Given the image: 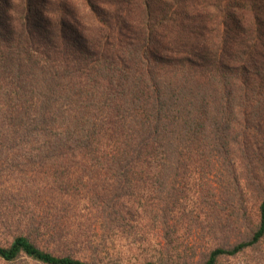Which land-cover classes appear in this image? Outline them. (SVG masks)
<instances>
[{
  "label": "trees",
  "instance_id": "1",
  "mask_svg": "<svg viewBox=\"0 0 264 264\" xmlns=\"http://www.w3.org/2000/svg\"><path fill=\"white\" fill-rule=\"evenodd\" d=\"M184 223L245 228L201 264L264 245V0H0V259L156 264Z\"/></svg>",
  "mask_w": 264,
  "mask_h": 264
},
{
  "label": "rangeland",
  "instance_id": "2",
  "mask_svg": "<svg viewBox=\"0 0 264 264\" xmlns=\"http://www.w3.org/2000/svg\"><path fill=\"white\" fill-rule=\"evenodd\" d=\"M187 200L185 203H182L181 210L187 211L196 206L192 201ZM217 206L220 205L218 212L221 213L224 217L229 214V209H226L224 203L221 199L216 198ZM249 209V207H248ZM254 212V210H253ZM207 215L211 216V213L207 212ZM205 214H201L203 218ZM222 216V217H223ZM255 217L251 220V224L255 223ZM184 223L182 228L176 235V239L173 243V254L167 258H160L161 260L156 261V264H201L210 249L220 243L234 244L238 240L245 239L246 231L243 226L238 224L237 230L233 231L228 235V237L216 238L212 236L197 235L196 232L199 230V227L191 228L189 225ZM252 226V225H251ZM240 229V230H238ZM13 234L17 232H12L9 230L0 231V246H7ZM133 235H123V238H119L120 241L115 240L114 238L108 245V251L101 254V256L94 258L98 264H137L145 259H151V251L153 249L154 243L149 242L146 244L144 241L141 245L133 244L132 241ZM210 238V239H208ZM196 241V242H193ZM194 243V244H193ZM133 245H135L133 247ZM40 248L46 251H50V248L46 247L44 244H39ZM108 252V253H107ZM107 253V254H106ZM72 254L79 259L91 261L93 258L86 254L85 252L77 253L72 252ZM157 259V258H156ZM167 259V260H166ZM0 264H7L0 259ZM15 264H32V261L26 257H21ZM218 264H264V245H261L260 249H255L251 251H246L242 254H239L235 258H222L219 260Z\"/></svg>",
  "mask_w": 264,
  "mask_h": 264
}]
</instances>
